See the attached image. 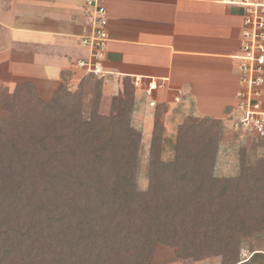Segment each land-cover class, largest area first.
I'll use <instances>...</instances> for the list:
<instances>
[{"label": "trees", "instance_id": "obj_1", "mask_svg": "<svg viewBox=\"0 0 264 264\" xmlns=\"http://www.w3.org/2000/svg\"><path fill=\"white\" fill-rule=\"evenodd\" d=\"M87 77L72 93L62 76L49 101L30 82L0 92V264H152L159 246L178 261L249 264L238 257L244 239L264 234V159L248 166L239 153L238 174L216 176L226 127L186 116L164 161L156 109L141 191L133 84L123 78L102 116L103 80Z\"/></svg>", "mask_w": 264, "mask_h": 264}, {"label": "crops", "instance_id": "obj_2", "mask_svg": "<svg viewBox=\"0 0 264 264\" xmlns=\"http://www.w3.org/2000/svg\"><path fill=\"white\" fill-rule=\"evenodd\" d=\"M100 3L107 12L109 36L102 95L116 96L123 78L132 84L141 81L142 86L133 85V127L151 133L158 105L164 106L162 116L175 132L186 116L219 119L230 126L239 88L234 57L243 8L219 0ZM84 20V0H0V84L27 79L58 86L65 75L77 87L87 74L75 67L88 57L79 45ZM150 81L156 89L147 96L144 84ZM262 101L264 111V91ZM226 153L228 148L220 144L218 154Z\"/></svg>", "mask_w": 264, "mask_h": 264}, {"label": "built area", "instance_id": "obj_3", "mask_svg": "<svg viewBox=\"0 0 264 264\" xmlns=\"http://www.w3.org/2000/svg\"><path fill=\"white\" fill-rule=\"evenodd\" d=\"M243 8L239 32V50L234 57L237 61L238 91L235 94V111L239 113L227 130L238 138L264 139V0H219ZM85 23L79 37V45L88 50V57L79 59L75 67L96 77L106 73L108 16L100 0H84ZM135 87L142 86L135 80ZM156 84H144V92L151 96ZM224 142L229 144L226 138ZM247 261V260H246Z\"/></svg>", "mask_w": 264, "mask_h": 264}, {"label": "rangeland", "instance_id": "obj_4", "mask_svg": "<svg viewBox=\"0 0 264 264\" xmlns=\"http://www.w3.org/2000/svg\"><path fill=\"white\" fill-rule=\"evenodd\" d=\"M93 74H86L83 76V78H88L87 76H90ZM93 77L96 78V80H99L98 77L93 75ZM88 80H91L90 78ZM23 82H30L34 84L36 93L42 101H49L52 94L56 90L58 86H52L48 83H40L36 84L30 80L27 79H20L17 80V82L14 83L12 86H6L0 84V92L2 90H8L11 92L16 84H21ZM67 89L69 92H74L76 90V87L69 85V82L67 80ZM59 85V84H58ZM95 86L92 87V83L89 82L86 88V94L84 96V111L88 112L89 110V104H91V101L94 100V96L92 95L93 89ZM92 95V96H91ZM109 99V98H108ZM96 102L98 103L97 106V114L102 116H108L110 114L111 110V102L110 100H107L106 97L101 95V99H96ZM157 109L161 113L160 121L165 123V129H163L162 133V142H161V152H160V159L164 161L171 160L174 155V137H175V129L174 128H168V117L163 118L162 114L166 112L164 109V106L158 105ZM2 115V111L0 109V116ZM239 117V113L234 112L232 119H237ZM138 131L141 133V141L138 149V160H139V169H138V177H137V186L139 190L144 191L147 186V165H148V148L150 143V131L145 128H141L136 124H133ZM229 127H226L225 131L223 132L220 142L222 145H225L226 148H228V153L222 155L217 154L216 156V164H215V175L218 177H234L238 174V165H239V153H244L243 157H245L246 165L252 166L254 162L257 159H264V147H259V142H264V140L258 141L256 138H247V137H240L238 139V136L234 135L233 133L229 132L227 130ZM226 138L230 141L229 144L225 143L224 140ZM237 143V144H236ZM235 144V146H234ZM237 145V147H236ZM219 157V158H218ZM224 157V158H223ZM223 165V166H222ZM177 260L174 256V250L170 247L165 246H159L157 247L154 257L152 260V264H168L169 262ZM246 260H250L249 264H264V234H258L256 236L249 237L247 239H244L243 242L240 245L239 250V257L238 261L239 263H244ZM178 261V260H177ZM220 258L219 257H210L206 258L202 261H193L192 259H186L180 262H184L186 264L196 263V264H220Z\"/></svg>", "mask_w": 264, "mask_h": 264}]
</instances>
